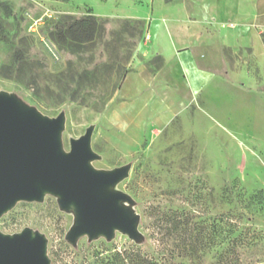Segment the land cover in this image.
<instances>
[{
  "label": "rangeland",
  "instance_id": "1",
  "mask_svg": "<svg viewBox=\"0 0 264 264\" xmlns=\"http://www.w3.org/2000/svg\"><path fill=\"white\" fill-rule=\"evenodd\" d=\"M143 1L0 0V103L19 123L55 125L59 156L83 138V168L103 178L89 189L107 212L96 218L37 178L38 191L0 209V243L27 236L41 264H97L130 244L162 264H262L264 97L200 102L155 78L163 59L138 47ZM88 9L102 26L94 38L58 42L57 23Z\"/></svg>",
  "mask_w": 264,
  "mask_h": 264
},
{
  "label": "crops",
  "instance_id": "2",
  "mask_svg": "<svg viewBox=\"0 0 264 264\" xmlns=\"http://www.w3.org/2000/svg\"><path fill=\"white\" fill-rule=\"evenodd\" d=\"M141 6L149 9V37L138 47L163 59L155 78L168 79L181 94H198L200 102L209 103L212 92L264 97V0H144Z\"/></svg>",
  "mask_w": 264,
  "mask_h": 264
},
{
  "label": "water",
  "instance_id": "3",
  "mask_svg": "<svg viewBox=\"0 0 264 264\" xmlns=\"http://www.w3.org/2000/svg\"><path fill=\"white\" fill-rule=\"evenodd\" d=\"M13 112L8 103L0 109V136L4 129L10 133L6 144L2 145L0 139V205L5 201L9 202L13 197L22 196L20 194L26 191L35 192L26 182L28 178L32 180L47 178L57 181L69 192V197H76L81 204L87 202L96 218L103 219L107 212L89 189L90 184L97 183L103 179L102 176L88 171L82 173L74 171V167L82 161V155L79 153L84 146L83 138L77 148L60 157L55 152L54 145H44L55 125L42 127L37 123L29 125L24 121L21 126L9 128L10 114ZM25 238L10 244L0 243V264H30L27 262V255L33 250H36L38 258V249L32 241L26 246L22 245ZM38 260L41 264V260L39 258Z\"/></svg>",
  "mask_w": 264,
  "mask_h": 264
},
{
  "label": "trees",
  "instance_id": "4",
  "mask_svg": "<svg viewBox=\"0 0 264 264\" xmlns=\"http://www.w3.org/2000/svg\"><path fill=\"white\" fill-rule=\"evenodd\" d=\"M87 11L89 12L87 15L76 17L67 15L57 23L58 42H68L70 46H77L94 38L102 26L91 10ZM104 252L96 256L97 264H162L158 258L142 251L135 244L123 248L106 247Z\"/></svg>",
  "mask_w": 264,
  "mask_h": 264
},
{
  "label": "bare ground",
  "instance_id": "5",
  "mask_svg": "<svg viewBox=\"0 0 264 264\" xmlns=\"http://www.w3.org/2000/svg\"><path fill=\"white\" fill-rule=\"evenodd\" d=\"M5 107V105L3 104V103H0V109H2V108H4ZM16 115L14 114V112L12 113V114H10V117H11V120H10V124H9V128H14V127H16V126H21V124H23V123H19L18 121H17V118L15 117ZM53 129V128H52ZM51 129V133L47 136V138H46V141L44 142V145L46 146V145H51V143H50V138H51V135H52V133H53V130ZM2 133H1V136H0V139H1V143H2V145H4V144H6L7 143V140H8V138L10 137V133L9 132H6V129H4V130H2L1 131ZM80 140H81V138L80 139H78V140H75L74 142H72V148L71 149H75V148H77L79 145H78V143L80 142ZM85 150H84V146L81 148V152L79 153V155H82V161L78 164V165H76L75 167H74V171L75 172H78V173H82V172H86V171H88V170H86V169H84L83 168V163H84V161L86 160V156H85ZM60 157H62V156H60ZM89 172V171H88ZM28 178V177H27ZM31 181H35L34 179L32 180V179H27V181L26 182H28V184L31 186V184H30V182ZM32 188H33V190L35 189V190H37L38 191V188L33 184V186H31ZM36 192V191H35ZM32 193L31 192H24L23 194H20V195H22V196H25V197H29L30 195H31ZM8 203V201H5L3 204H1L0 205V208L1 207H5V205ZM31 241L29 240V238H25V240H24V243L22 244L23 246H26V245H28L29 243H30ZM36 250H33V252H29L28 253V255H27V262H29L30 264H39V260H38V258H37V256H36Z\"/></svg>",
  "mask_w": 264,
  "mask_h": 264
},
{
  "label": "built area",
  "instance_id": "6",
  "mask_svg": "<svg viewBox=\"0 0 264 264\" xmlns=\"http://www.w3.org/2000/svg\"><path fill=\"white\" fill-rule=\"evenodd\" d=\"M145 37H146V39L149 37L148 32L146 33V36ZM262 264H264V262Z\"/></svg>",
  "mask_w": 264,
  "mask_h": 264
}]
</instances>
